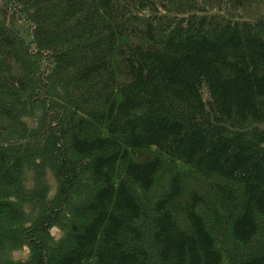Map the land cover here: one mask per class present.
I'll list each match as a JSON object with an SVG mask.
<instances>
[{
    "label": "trees",
    "instance_id": "obj_1",
    "mask_svg": "<svg viewBox=\"0 0 264 264\" xmlns=\"http://www.w3.org/2000/svg\"><path fill=\"white\" fill-rule=\"evenodd\" d=\"M0 264H264V0H0Z\"/></svg>",
    "mask_w": 264,
    "mask_h": 264
},
{
    "label": "rangeland",
    "instance_id": "obj_2",
    "mask_svg": "<svg viewBox=\"0 0 264 264\" xmlns=\"http://www.w3.org/2000/svg\"><path fill=\"white\" fill-rule=\"evenodd\" d=\"M51 183L54 184V180L53 179H50ZM27 254V251L24 250V251H17V252H14L13 253V257L18 259L20 257L24 258Z\"/></svg>",
    "mask_w": 264,
    "mask_h": 264
}]
</instances>
